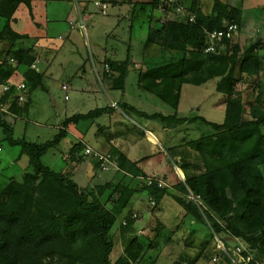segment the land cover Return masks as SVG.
Instances as JSON below:
<instances>
[{
    "label": "trees",
    "instance_id": "trees-1",
    "mask_svg": "<svg viewBox=\"0 0 264 264\" xmlns=\"http://www.w3.org/2000/svg\"><path fill=\"white\" fill-rule=\"evenodd\" d=\"M22 1L28 0H0V16L6 19L0 38L15 42L16 37L11 35L10 30L11 19ZM177 3L180 1L136 2L140 9L150 6L152 12L159 8L166 13L176 11ZM188 10L195 13L193 20L182 15L176 18L158 17V20L154 13L151 14L160 23H155L153 27V22L150 24L146 42L174 49L179 55L170 56L165 64L147 69L141 75L151 78L153 74H161L166 86L158 84L157 92L174 107L178 102L167 97L170 86L178 97L183 83L202 84L215 77L216 89L226 95L225 118L217 122L201 115L179 117L156 112L142 113L148 117L174 118L179 122L201 119L213 127L211 133L187 141L188 150L176 146L182 157L172 151L175 164L185 174V179H178L176 185L182 192L191 190L196 199L175 192L172 195L185 210V215H192L199 224L208 227L209 237H201L204 246L211 245L219 237L226 245L224 254L230 260L226 250L231 247V240L238 238L245 245L241 251L244 257L253 254L252 264H264V168L258 159L264 155V81L254 84L259 88L252 101L247 100L246 90L236 88L237 66L239 72L246 74V82L249 76L263 72L264 54L259 52L263 48L262 41L260 38L242 46L234 36L225 40V48L220 52H205L203 46L208 31L224 28L231 22L241 25V9L223 0H215L213 11L205 13L198 8V0H192ZM33 49V46L18 47L9 51L15 59L13 63L20 65L25 62L28 65L22 78L28 89V99L20 102L17 99L18 89L12 85L4 90L0 102V126L5 133L4 138L11 144H20V154H28L30 161V170L24 173L22 179L12 177L0 189V264H138L151 246H157L161 238L167 239L164 233L166 225L158 223L154 228L156 235L147 239L149 244L142 236H135L116 260L111 259L115 246L113 227L124 210L129 211L125 215L126 224L120 225L121 230L125 231L135 222L136 217L131 212L134 209L128 206L136 195L146 193L142 198L145 200L146 196L148 201L152 197L157 198L152 207L157 209L160 198L170 189L167 185L159 186L157 181L149 184V176L155 180L159 176L147 174L139 160L125 158L126 162L111 179L83 187L71 177L69 170H56L43 161V155L51 147L68 137L73 124L95 117L104 108L66 117L54 137L44 142L15 137L14 126L6 116L13 111L19 115L27 113L31 92L39 85L44 87L42 73L31 66L36 56L29 55L32 58L26 60L27 53ZM131 61L129 50L125 60H110L113 67L120 69L122 82ZM15 69L16 66H10L7 72L14 73ZM13 93L16 96L10 99ZM256 131H259L258 137ZM248 137L254 139L251 151L243 144ZM85 147L80 140L73 144L70 151L77 160L93 156L96 169L101 170L100 162L94 155L86 154ZM144 175H148L145 180L141 179ZM162 178L165 179V175ZM215 212L219 213V217ZM199 229L201 227L192 231L195 233Z\"/></svg>",
    "mask_w": 264,
    "mask_h": 264
},
{
    "label": "rangeland",
    "instance_id": "rangeland-1",
    "mask_svg": "<svg viewBox=\"0 0 264 264\" xmlns=\"http://www.w3.org/2000/svg\"><path fill=\"white\" fill-rule=\"evenodd\" d=\"M40 1L45 7L44 10H47L49 22L47 24L44 22V26L48 33L53 34L55 32L56 35L58 30L63 31L64 29L68 28L69 34L71 33L72 35L71 39H69L72 44L68 45L67 48L69 49L63 48L59 54V57L55 61L53 73L45 80L47 87L51 88L50 91L44 90V88L41 86L36 88L34 95L32 94L31 98L34 102H31L29 111L22 116H18L16 123H14L15 137H25L28 140L36 142L50 140L57 133L60 120L62 119V116L65 115V113L72 114L79 111L85 112L90 108L95 107L97 104L101 106L105 104L106 101L110 102V97L116 98V100L121 98L128 99L129 101L133 100L139 108L149 111L160 110L165 113H171L172 108L170 107V103H168V101L166 102V100L163 98L161 99L160 96L147 92L148 88H151V86L144 88L147 90H143L141 89L142 87H138L137 79L139 71L142 69V66L145 67L146 63H148L145 61V51L142 52L145 50L143 47L146 42V40L145 42L143 40L146 38L149 26L151 24L149 16L150 13H154L158 20V17H169V15V18H176L178 15H182L184 18L190 19L189 16L191 14H194L195 17V13L191 10H188L192 0H179L183 5L182 11L178 12L176 10L168 13L160 10L159 8H155L152 12V7L150 6H147L146 8L141 7L144 9H140L139 4H136L135 10L139 13L143 11L142 16L137 18H123L121 23H123L124 30H121L120 27L115 28L116 19L114 20L112 17L114 16L113 14H111L110 17H107V14H104L101 11L103 10L106 13H109L106 4H102L101 1H99V5L101 6V10H99V6L95 4L94 0H91L89 3L91 16L89 18L87 17L88 15L82 11L84 6L82 4L83 1L81 2V0ZM139 1H145L147 4V1L151 0ZM214 1L215 0H198V8L202 9L205 13H211L213 11ZM223 1L229 3L231 6H238L242 12L243 22L241 25H239L240 33H238L239 35L237 34L235 36V39H238L242 46H248L249 43L261 38V46L264 47V0ZM22 6L23 3L19 7L20 9H18L17 13L24 18H27L28 15H26L23 8H21ZM118 7V4L115 6L109 4V9L112 11H114V9H118ZM119 8H121V10L125 9V7ZM128 8L129 7H127L126 10H128ZM82 12L84 13L80 15L79 13ZM69 13L71 14L69 15ZM147 13L149 14L147 15ZM81 16L83 18H81ZM151 18L153 17L151 16ZM156 18H153L152 27L155 25V23H160V21H157ZM58 19H60L63 24L60 23V28H54L52 26L53 22ZM131 22L133 26H130ZM82 24L84 26H82ZM123 32H127V36L125 38L126 41H121V39L116 38V33L119 34ZM129 34L132 35V39H130ZM130 43H132L130 49L132 62L128 65L129 74L127 73L128 76L126 75L127 79L125 77L126 95L122 96V90L118 89L117 86L111 87L107 83L106 79L117 77L120 81L119 84L122 86L120 69L113 67L110 63V60L121 61L111 58L114 48L117 47L119 54L116 55L115 53L113 56H117L119 58L126 57L128 54L127 46ZM259 52L263 54L264 48H261ZM38 54L39 53L36 52V55ZM163 54L153 56L150 58V60L152 61L157 58H166L167 56H164ZM31 58V56H28L26 60L29 61ZM161 61V59L155 60L153 63H160ZM93 63H95L97 68L96 70ZM96 71L100 77L97 76ZM145 72L146 70H144L143 74ZM151 78L152 80H161L162 76L161 74H157ZM237 78L236 88L239 90H246L247 100L252 101L255 99L254 97L257 95L259 88L254 84L264 81V70L261 75L249 76L248 81L246 82V74L239 72V66H237ZM143 79L146 80L147 78L144 77ZM81 80L86 83H90L91 85V88L87 90V93L90 95V99L86 94L84 97L81 96V89L79 86V83H82ZM162 81H160L159 85L160 87H165V80ZM216 82L217 79L213 77L208 82L202 84H197L195 82L184 83L181 87V92L179 93L178 97H176L177 95L173 94L174 91L172 88L169 90L168 96H173L174 100L177 101V104L179 105H177V109L182 112L185 111V114L187 111L192 115L202 114L210 120L222 122L225 118L226 95L216 89ZM63 83L68 85V89H63ZM157 88L158 86L155 87L156 90ZM49 92L50 95H48ZM65 94L68 95L66 98ZM97 98L101 99L100 103H96ZM247 107L249 108V104H247ZM122 109L125 110L123 107ZM126 110L127 113L126 117L124 116V118L128 119V121H126L128 130L142 136V129L150 127L151 125L147 124L146 119L140 117L138 112L132 111L131 109ZM246 115H248V112ZM129 119L132 121H129ZM176 121V119L171 118L167 119L166 123L173 125L179 124V122ZM88 122L91 121L88 120ZM190 124L195 127L190 128V125L188 128L186 124H179L176 127L166 130L160 129V134H158V132L155 130V134L160 137L161 145L163 144L166 147V151L164 149L161 151V158H164L165 160L167 159L168 166L163 168L164 166L158 161L149 160L147 169L150 171L157 169L158 167L159 170L163 171H165L164 169H167L168 171L165 173L167 178L165 179L167 182H172V184L173 177L174 179H182L176 169V159L174 157V153L172 152L173 150L169 146L172 145L170 142L173 140V138H175V141L178 142L179 138L182 137H184V139H188L197 137L198 135L201 136L211 133L213 131L212 126L208 125L203 120H198L197 122ZM94 132H98V129L95 128ZM91 133H93L92 129L90 131V134ZM255 134L258 137L259 131H256ZM4 136L5 133L0 126V189L5 184H7V182L12 177L22 179L24 177V173L30 170L28 154H20L21 145L11 144L8 139H6V137L4 138ZM150 138L154 139V136L151 135ZM80 140L83 143L86 142L87 146L93 148L91 145L92 143H90L89 140L85 138ZM141 140L146 142L145 136L141 137ZM68 142L69 139L67 137L63 139L59 145L51 147L43 155V161L59 171L65 169L70 170V166L72 165H74L72 167L74 169L75 165L80 163V160H77L75 155L73 156L68 147L66 148ZM186 142L187 141L185 140V144L182 146L186 147L188 145ZM253 142L254 139L251 137L244 139L243 144L245 149H249L251 151V145ZM143 150V155L147 152L151 153V149H149L148 145L144 146ZM241 150L242 149H240V151ZM258 159L264 168V157L259 156ZM117 169L118 168L115 169V167L112 169H101L100 171L96 169L98 171V175L94 177L91 176L93 172H90L88 162L86 161L82 163L78 169H75V178L73 177L74 172L70 171V174L71 177L74 180H77L79 185L82 184L80 186L83 187L87 184H95L96 182H104L105 180L111 179L116 174ZM156 173H160L158 180H163L162 171ZM184 179L185 174L182 180ZM167 182H165L163 186H166ZM167 186L170 189V192L166 193L162 198H160L161 202L159 203L157 209H152L158 200L155 197H152L150 201H148V198L145 196V200L135 204V208L134 210H131V212L136 217V220L133 224L129 225L125 231L121 230L120 225L121 223L126 224V218L119 219L121 218V215L118 216V220L113 227L115 246L111 253L112 260H116L117 257L123 253L125 247L135 236H142L143 240L147 243V239L153 238L156 235L154 228L159 222H163L166 225L164 233L167 239L161 238L157 246H151L148 249V253L145 254L138 264H252L254 255L250 254L249 256L244 257L241 251L245 245H243V243H241L238 238L232 239L230 243L231 247L228 249L229 251L226 250L228 257L231 258L230 260L224 254L225 250H223V248L226 249V245L221 239H219V237H216L212 241L211 245L204 246L201 242V237L203 238V236H208V227L199 224L198 220L193 218L192 215H185V210H183L181 204L172 195V192H174L173 189L171 186ZM144 194L146 193H140V195H136L134 200L141 199V197H144ZM176 194H178V192H176ZM179 194L188 198L196 199V196L191 190L188 192H179ZM133 204L134 202H132L128 208L133 209ZM218 214L219 213H216V215ZM197 227H201V229H199L197 232L194 231L195 233H193V228Z\"/></svg>",
    "mask_w": 264,
    "mask_h": 264
},
{
    "label": "crops",
    "instance_id": "crops-1",
    "mask_svg": "<svg viewBox=\"0 0 264 264\" xmlns=\"http://www.w3.org/2000/svg\"><path fill=\"white\" fill-rule=\"evenodd\" d=\"M82 1H83L82 4L84 6L82 11H84L88 15L87 17L89 18L91 16L90 15L91 9L89 8V3L91 2V0H81V2ZM99 1H101L102 4L103 3L106 4L107 10H109V13H106L105 11L101 10V6L99 5ZM94 2L96 5L99 6V10H101L104 14H107V17H110L111 14L114 15L112 17L114 18V20L116 19L115 28L120 27L121 30H124L123 23H121L123 18H125V17L137 18V17L142 16V13H143V11L139 13L135 10L136 9L135 4H136L137 0H111V1L94 0ZM22 3H23V6L21 8H23L26 15H28L27 18H24L23 16H21L17 13V11H18V9H20L19 7L21 6ZM125 3H127V4H125ZM109 4H112L114 6L118 4L119 7H125V9L121 10V8L118 7V9H114V11H112L109 9ZM127 7H129L128 10H126ZM44 9H45V7L43 4H41L40 0L22 1L20 3V5L18 6V8L16 9V11L14 12V15L11 19V27L12 28L10 30H11V35H15V37H16L15 42L9 41L8 39L0 38V102H1V98L3 97V95L5 93V91L2 87L3 82L5 83L8 80L15 81V82L22 81L23 72L28 67V65L25 62H24V64L16 65L15 63H13L10 60V57L12 55L9 53V51H12L18 47L29 48V47L33 46L34 49L32 51H30L29 53H27L26 58L29 55H35L36 59H39L38 68L37 69L35 68V69L42 73L41 82L44 85V87L42 86V88H44V90H46V91L47 90L50 91V89H51V88L47 87L45 80L48 78V76H50L53 73V70L55 68V65H54L55 61L59 57L60 52L63 50V48L65 49L68 47L69 44L70 45L72 44L71 41H69V39H71L72 35H71V33L69 34L68 28L64 29L63 31L58 30L56 35H55V32L53 34H49L47 29L44 26V22L46 24L49 22V19L47 16V10H44ZM142 9H144V8H142ZM84 12L79 13V14L82 15ZM70 14L71 13H69V15ZM148 14L149 13H147V15ZM44 16H45V19H44ZM149 16L151 19V13ZM169 17H170V15H169ZM81 18H83V17L81 16ZM5 22H6L5 17L0 16V32L4 28ZM60 23L63 24V22H61L60 19H58V20L53 22L52 26L54 28H58V27L60 28L61 27ZM151 23H152V21H151ZM130 26H133L132 22H131ZM263 34H264V32H263ZM116 35H117L116 38L121 39V41H126L125 38L127 36V32H123V33H119V34L116 33ZM131 36L132 35L129 34L130 39H132ZM119 39H117V40H119ZM145 40H146V38H144L143 41L145 42ZM131 45H132V43L128 44L127 53H128V50L130 53ZM6 46H9V47H6ZM143 48L145 50H143L142 52L145 51V55H146L145 61H147L148 63L144 62V63H146L145 67H143L141 65L142 69L139 71V75H138V79H137L138 87H142L141 89L147 90L144 88H146V86L150 84L149 86H151V88H148L147 92H150L152 94H155V95H158L161 97V94L157 92L155 87L158 86V84H160V81H162V79L161 80H157V79L152 80V78H149L146 75L145 77L147 79L144 80V79H142L144 76L142 77L141 72H144V70L151 69L155 66L165 64L164 62L166 61V59H168L170 56H174V55L176 56L178 54V52L174 49L163 47L162 45L157 44V43L145 42V45ZM67 49H69V48H67ZM117 49H118V47L114 48L113 54H115V53H116V55L119 54ZM36 52H38L39 54L36 55ZM111 52H112V50H111ZM161 53L162 54L164 53L163 55L167 56V57L164 59H162V58L155 59V60L161 59L162 61L160 63H153L155 60H152V61L150 60V58L153 56H158L159 54L162 55ZM113 54H112V56H113ZM112 56H111V58L117 59V60H124L127 57L126 56L124 58H119L117 56L116 57L115 56L112 57ZM8 61L10 63H7ZM93 65L95 67V63H93ZM10 66H13V67L16 66L14 73L9 74L7 72V69H9ZM96 74L98 77H100L97 72H96ZM128 74H129V72H128ZM128 74H127V76H128ZM127 76H126V79H127ZM152 76H154V74L151 75V77ZM154 78H156V77H154ZM126 79H125V82H122V86L119 84L120 81L117 77L116 78L113 77L110 79L107 78L106 81L111 87L117 86L118 89L122 90L121 95L124 96V95H126V92H125ZM143 80L145 81V83ZM208 81H206V82H208ZM81 82L82 83H79V86L81 89V96L84 97L86 94V95H88V98H89L90 95H89V93H87V90H89L91 88V85H90V83H86L82 80H81ZM185 83H189V82H185ZM63 84H66V83H63ZM183 84H182V86H183ZM38 87H40V85L37 86L36 88H38ZM170 88H172V87L170 86ZM35 89L31 92L30 98H32V94L34 95ZM15 93H13L11 96H9V98L11 99V98H13V96H16ZM48 95H50V92ZM167 97L169 100L174 99L173 96L171 97L170 95ZM65 98H66V94H65ZM161 99H162V97H161ZM163 99H165L166 102L168 101L166 98H163ZM110 100H111L110 102L106 101L105 104H103L101 106L99 104H97L95 107H92L89 109V110H91L94 108H104V110L100 114L96 115L95 117L88 118V119H81L76 124H73L71 126V129H70V132L68 135L69 142H68V145H66V148L68 147V149L71 150L73 144L75 142L79 141L80 139L85 138V139L89 140L90 143H92L91 145L93 146V148H95L99 151L111 154L112 164L109 167L110 169H112L113 167H115V169H116V168L123 166L124 163L126 162L124 159L126 158L128 160H133V161L139 160L140 166L149 175L159 176L160 173H156L159 171H162V173H163L162 175H165V173L168 171L167 169H164L165 171L159 170V167L157 169L152 170V171L147 169V165H148L149 160L158 161L160 164H162L164 166L163 168H165V166L166 167L168 166L167 159L165 160L164 158H161L162 157L161 151L163 149L166 151V147L163 144L161 145L160 137H158L155 134V132L157 131L158 134H160V132H161L160 129L166 130L169 128L176 127L179 124H182V125L186 124L188 126V128L191 125L190 128H193L195 126H193L190 123H194V122H197L198 120H201V119H198L195 121H184V122L178 121L179 124L173 125V124H167L166 123L167 119H164L160 116L148 117L147 115H144L142 112H147V113H155L156 112V113H160L163 115H168V114L174 113L173 115H176L179 117H184V116L192 117V116H196V115L204 116L202 114L192 115L188 111L185 114L184 113L185 111L182 112V111L178 110L177 109L178 107H174L170 103V101H168V103H170V107L172 108L171 113L170 112L165 113V112L160 111V110L149 111L146 109L139 108L134 103L133 100L129 101L128 99H123V98L116 100V98H113V97H110ZM100 101H101V99L97 98L96 103H100ZM31 102L33 103L34 101L32 99H30L29 108L31 106ZM114 102H116L117 105H114ZM124 104H125V107H124L125 110L122 109ZM116 107H121V108H116ZM126 109H131L132 111L138 112L140 117L146 119L147 124L151 125L150 127H146L144 129H142V132H141L142 136L140 134H136V133L128 130V128L126 126V121H128V119L124 118V116L126 117V113H127ZM89 110H87L85 112H82V111L74 112L72 114L65 113V115L62 116L60 123L66 117L72 116L76 113H86ZM23 114H26V113H23ZM22 115H19L18 113L13 111V113L8 114L6 116V118L12 123L13 126H15L14 123H16L18 116H22ZM204 117L207 120H210L206 116H204ZM88 120H90L91 122H88ZM129 121H132V120L129 119ZM95 128L98 129V132H94ZM196 128H198V127H196ZM91 129H92L93 133L90 134ZM212 129H213V127H212ZM196 134H199V133H196ZM88 135H89V137H88ZM151 135L154 136V139L150 138ZM143 136H145L146 142H143V140H141V137H143ZM199 137H200V135H198L197 137L188 138V139H184V137H182L183 139L179 138L178 142L175 141L176 140L175 138H173V140L170 142V144H172V145H169V146L172 150H174L173 152H175V155L177 154L178 157H182L183 154H181L177 149H175V147L179 146V148H183L184 146H182V145L185 144V140L189 141V140L196 139ZM84 143H85V145H87L86 142H84ZM146 145H148L149 149H151V153L147 152L146 154L143 155V153H142V152H144L143 147ZM184 148L188 150L189 146L187 145ZM157 150H159V151H157ZM193 155H195V154H193ZM262 157H264V155H262ZM86 161L88 162V167L90 169V172H93V174L91 176H94V177L97 176L98 173L95 170L96 159H94L93 156H87V157L82 158L79 161L80 163L78 165H75L74 169L72 168L74 165L70 166L72 169L70 168L69 171L74 172L75 169H78L79 166L82 165V163H84ZM176 169L178 171V174L183 179L184 170L179 165H177V163H176ZM73 174H74L73 177L75 178V172ZM147 176L148 175H146V176L144 175V176H142V177L140 176V177H141V179L145 180V178H147ZM165 178H167L166 175H165ZM172 179H173V184H172V182H169V181L167 182V180L163 178L164 181L166 180L165 182H167V185L171 186L173 191L175 193L178 192V194H179V192H182V191H181L180 187L179 186L177 187V185H176L178 178L174 179V177H173ZM75 181H77V180H75ZM5 185L2 188H4ZM80 185H82V184H80ZM134 199L135 198H133V202H134V204L132 206L133 209L135 208V204H137L138 202H141L143 200V198L141 197V199H138V200H134ZM128 211L129 210H124L120 214L121 218H119V219H124L125 215L127 214Z\"/></svg>",
    "mask_w": 264,
    "mask_h": 264
},
{
    "label": "built area",
    "instance_id": "built-area-1",
    "mask_svg": "<svg viewBox=\"0 0 264 264\" xmlns=\"http://www.w3.org/2000/svg\"><path fill=\"white\" fill-rule=\"evenodd\" d=\"M162 9H163V7H162ZM182 9H183V5L181 3H177L176 10L179 12V11H182ZM180 13H182V12H180ZM189 17H190V20H193L194 14H191ZM82 26H84V25L82 24ZM239 32H240V29H239V24L237 22H231V23L227 24L224 28H221V29L216 28V29L210 30V31H208L207 40L203 46V50L205 52H220L222 49L225 48V45H226L225 40L233 38ZM10 60L12 62H15L14 57H11ZM38 61H39V59H36L31 64V66L33 68L37 69L38 68ZM106 66L108 67L107 64H106ZM94 68H95V70L97 69L96 66ZM12 85H14L19 91L17 99L20 102L26 101L28 99V89H27L26 83L24 81L15 82V81L8 80L7 82L3 83V88H4V90H8V89H10V87ZM62 87H63V89H68L67 84H63ZM66 96H68V95H66ZM114 105H117L116 102H114ZM84 152L86 154L94 155L97 158V160L100 162L102 169H108L110 164L112 163L111 155L109 153H103V152L96 150L95 148H92V147L87 146V145L85 147ZM147 181L149 184L153 183L154 181H157V184L159 186H163L165 184V182L162 179L155 180L151 176H149L147 178ZM223 249H225V248H223Z\"/></svg>",
    "mask_w": 264,
    "mask_h": 264
},
{
    "label": "clouds",
    "instance_id": "clouds-1",
    "mask_svg": "<svg viewBox=\"0 0 264 264\" xmlns=\"http://www.w3.org/2000/svg\"><path fill=\"white\" fill-rule=\"evenodd\" d=\"M110 167V166H109Z\"/></svg>",
    "mask_w": 264,
    "mask_h": 264
}]
</instances>
